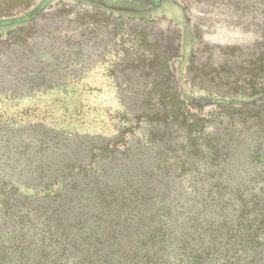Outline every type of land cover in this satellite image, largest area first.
<instances>
[{
  "label": "rangeland",
  "instance_id": "374dc122",
  "mask_svg": "<svg viewBox=\"0 0 264 264\" xmlns=\"http://www.w3.org/2000/svg\"><path fill=\"white\" fill-rule=\"evenodd\" d=\"M43 1L23 0L5 18L35 12L0 27L2 176L35 182L34 169L62 157L61 132L76 129L122 133L133 167L149 139L159 171L166 164L172 179L183 168L182 183L204 188L180 197L188 205L218 173L246 169L264 126L263 100L254 103L264 95V0H163L145 19L119 0L37 10ZM13 183L0 175V200Z\"/></svg>",
  "mask_w": 264,
  "mask_h": 264
},
{
  "label": "trees",
  "instance_id": "16d2710c",
  "mask_svg": "<svg viewBox=\"0 0 264 264\" xmlns=\"http://www.w3.org/2000/svg\"><path fill=\"white\" fill-rule=\"evenodd\" d=\"M22 3L0 0V27L35 12L5 18ZM263 96L254 103L263 106ZM257 128L246 169L218 173L191 205L180 197L204 188L182 183L183 168L172 179L166 164L159 171L149 139L138 143L146 158L133 167L122 133L61 132L62 157L34 169L35 182L0 173L20 186L0 200V264H264L263 123Z\"/></svg>",
  "mask_w": 264,
  "mask_h": 264
},
{
  "label": "flooded vegetation",
  "instance_id": "af4514ba",
  "mask_svg": "<svg viewBox=\"0 0 264 264\" xmlns=\"http://www.w3.org/2000/svg\"><path fill=\"white\" fill-rule=\"evenodd\" d=\"M122 4V10L125 12L138 13L140 18L145 14L156 11L162 5L163 0H119ZM145 19V18H144Z\"/></svg>",
  "mask_w": 264,
  "mask_h": 264
}]
</instances>
